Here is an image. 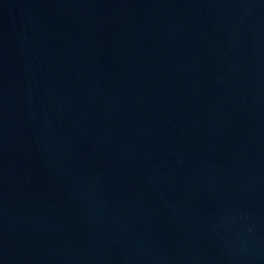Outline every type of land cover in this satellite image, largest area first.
<instances>
[{
	"label": "water",
	"instance_id": "95a60500",
	"mask_svg": "<svg viewBox=\"0 0 264 264\" xmlns=\"http://www.w3.org/2000/svg\"><path fill=\"white\" fill-rule=\"evenodd\" d=\"M0 264H264V0H0Z\"/></svg>",
	"mask_w": 264,
	"mask_h": 264
}]
</instances>
